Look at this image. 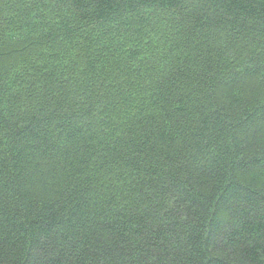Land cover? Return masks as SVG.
I'll use <instances>...</instances> for the list:
<instances>
[{"label": "trees", "instance_id": "16d2710c", "mask_svg": "<svg viewBox=\"0 0 264 264\" xmlns=\"http://www.w3.org/2000/svg\"><path fill=\"white\" fill-rule=\"evenodd\" d=\"M0 264H264V0H0Z\"/></svg>", "mask_w": 264, "mask_h": 264}]
</instances>
